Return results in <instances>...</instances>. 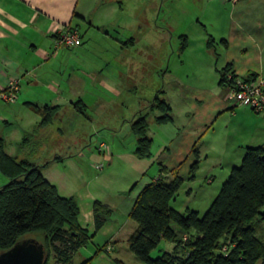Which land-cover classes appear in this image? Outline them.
Returning <instances> with one entry per match:
<instances>
[{
    "label": "crops",
    "instance_id": "1",
    "mask_svg": "<svg viewBox=\"0 0 264 264\" xmlns=\"http://www.w3.org/2000/svg\"><path fill=\"white\" fill-rule=\"evenodd\" d=\"M125 1L0 0V94L11 81L20 84L15 102H6L9 104L6 107L0 103V128L10 131V134L20 133L12 141L15 135L8 136L0 130L4 150L10 156L40 166L43 175L57 186L62 196L74 197L79 205L80 225L93 234L91 241L80 248L70 262L64 263L51 254L50 264H83L86 260H90L88 264H127L125 258L134 255L129 247V238L138 226L129 214L138 194L146 184L160 177L161 167L166 169L162 176L168 179L176 174L184 180V175H189L188 178L192 173L196 175L201 167L199 160L202 155L197 144L216 117L224 115V111L235 110V132L241 130L246 135L244 142L238 144L237 159L245 154L247 147L264 144V113L238 103L231 98L230 89L220 84L221 72L227 66L240 79H264V0H202L204 6L200 3L198 5L201 7L195 9L199 16L197 23L201 17L207 19L211 3L220 1L233 4L227 14L224 30H220L224 32L215 30L210 33L206 20L200 32L202 35L197 44L199 48L204 45L205 53L199 51L197 59L201 62L196 63L204 67L203 74L208 83L191 77L184 82L169 71L168 75L162 76L161 87L158 76L160 73L163 75L165 68L156 72L152 70L149 76L148 65L153 59H158L161 15L174 12L175 0L166 3L165 0H152L151 5L148 3L150 0H146V9L136 8L134 30H137V39L128 35L130 26L125 19ZM67 27L78 29L82 44L57 48L55 35ZM166 31L170 33L169 28ZM188 35H185L186 47L182 49L181 45L182 55L194 48ZM171 58L167 63L168 69L174 66ZM149 77L154 78L151 84L153 100L149 103V112L143 113L144 108H139L142 102L137 103L133 93L139 88L138 84L142 86L144 79ZM166 80L168 87H165ZM157 97L169 104L170 122L159 123L157 118L161 115L153 120L148 119L150 112L157 110L152 107ZM171 98L190 106L188 121L179 127L173 126L177 117ZM78 101L85 105L83 113L75 108L74 104ZM45 106L56 110L49 123L41 125L42 117L34 107ZM141 114L147 115V136L152 139L151 155L145 158L136 155L137 137L132 131L133 121ZM16 123H21V129ZM126 123L130 124L132 136L129 148L121 143L122 137L118 131L123 130ZM81 124L91 128L92 132L97 130L99 136L108 139L109 150L98 152L110 164L109 172L115 163L122 160L133 171L129 182V185L133 183L132 187L117 190L118 201L109 204L113 209L111 218L98 232H95L94 203L100 201L108 204L114 201L111 200L112 190L109 188L93 193L75 189L74 194L66 195L47 174L54 164H68L90 155L84 153L86 150L82 149L83 146L78 147L84 141L79 140L77 134L74 135V129L78 131ZM153 124L161 127L171 125L175 132L171 136H164L170 129L162 130L163 136L159 139L157 136L160 135L151 131ZM101 129L105 131L100 132ZM29 135V141L22 144ZM155 140L159 143V150L152 157ZM61 142H65V145ZM33 143L38 147L29 151L27 146ZM48 143L52 144L50 148L47 147ZM72 149L78 151L77 154H70ZM43 150L44 154H37ZM48 151L51 155L46 157ZM150 157L153 161H150ZM154 166L158 170L153 173L154 176H149ZM116 207L118 210H114ZM98 238H101V242L97 244ZM92 243L96 248L94 253L86 251L82 255V250ZM79 254L83 262L77 263L75 258Z\"/></svg>",
    "mask_w": 264,
    "mask_h": 264
},
{
    "label": "trees",
    "instance_id": "2",
    "mask_svg": "<svg viewBox=\"0 0 264 264\" xmlns=\"http://www.w3.org/2000/svg\"><path fill=\"white\" fill-rule=\"evenodd\" d=\"M186 45L185 37L182 49ZM230 73L237 77L227 66L221 72V85L227 86ZM74 105L84 112L82 101ZM152 107L161 112L159 123L172 120L171 108L165 100L157 97ZM34 109L42 117L41 125H47L56 110L49 106ZM147 128L146 114L132 123L137 137L136 155L140 158L151 155L152 139L147 136ZM29 139L30 135L22 144ZM165 171L161 167L160 177L143 187L129 214L138 225L129 238V247L143 264H264V240L258 236L257 225L264 215V144L247 147L241 165L232 168L203 216L196 210L180 212L171 206L184 179L178 174L172 179L163 177ZM0 172L10 179L0 186V251L32 236L46 247L45 264H50L51 254L68 263L91 241L93 234L79 223L77 200L62 196L57 186L43 175L40 166L7 154L3 139H0ZM112 212L109 205L95 201V232L105 225ZM162 240L175 244L173 252L165 251L152 258V251Z\"/></svg>",
    "mask_w": 264,
    "mask_h": 264
},
{
    "label": "rangeland",
    "instance_id": "3",
    "mask_svg": "<svg viewBox=\"0 0 264 264\" xmlns=\"http://www.w3.org/2000/svg\"><path fill=\"white\" fill-rule=\"evenodd\" d=\"M150 1L148 3L151 5L152 0ZM153 1L155 2L156 0ZM167 1L168 0H165V3ZM148 3L146 2V0L125 1V19L127 20V24H129L130 26V29L128 28V35L133 36L135 39L138 38L137 30H134L136 20L134 14L136 12V8L138 7L139 9H146L145 7L148 5ZM200 3H202L203 7L204 3L202 0H175V10L173 9L174 12L172 11L171 13H167V15H161L160 49L157 53L159 54L158 59H153L152 61H150L151 64L148 65V71L150 70L149 76H151L152 70L153 72H156L157 70L165 68L164 70L166 71L163 73V75L159 72L160 75L158 76V84L160 87L163 86L164 77L162 79V76H164L166 73L168 75L169 71L172 72L175 77L178 76L179 78H181V80H183L184 82H187V78L191 77L197 78L201 83H208V79L206 78L205 74H203L204 67L196 63L200 61H198L197 59V57L200 56L199 51L203 50L205 53L204 45L199 48V44H197L199 43V36L202 35L200 34V32H202L204 28L203 23L205 20L206 25H208V31L210 33L215 32V30L219 33L224 32L220 30H224L227 14H229L230 6L232 7L233 4L231 2H227L224 4L223 2L220 3V1L211 3V5L208 6L207 19L201 17V21L197 23L196 21L199 16L196 15L197 13L195 9H199L198 7H201V5H198ZM168 28L170 30V33L166 31V29ZM183 34H189L188 36L191 37L194 46V48H190L189 52L184 55H182L180 52L181 45L183 44V42H185L186 37ZM180 35H182V37H180ZM170 42L172 43V45L170 44ZM170 57H172L171 64L173 63L174 66L168 69L167 63ZM201 57L203 56L201 55ZM182 60L185 61L180 62ZM157 63H159V65H156ZM156 67H160V69L157 68L155 70ZM153 81L154 78H145L142 82V86H140L139 83V88L133 93V99H136L138 101L137 103L142 102V105H140L139 108H144L143 113H146V111L149 112L148 106L149 103L153 100V97L151 96V84L153 83ZM167 83L168 81L166 80L165 87H168ZM171 100L174 104L175 115L177 117L175 119V125L173 124V126L179 127L183 123L188 121L187 116L189 115L188 112L190 111V106H188L186 103H181L177 99L171 98ZM0 103L1 105H3V107L9 105L6 104V102H4L3 100H1ZM159 115H161V112L158 110H154V112H150L148 119L153 120L156 116ZM219 116L220 114L216 117L214 123L211 124V128L209 129V131L205 132L201 141L197 144V148L201 150L202 155L201 159L199 160V164H201V167L199 171H197L195 175L196 177H191L193 173L191 174L190 178H188L189 175H184L185 180L183 182V185L177 193L176 198L171 201V206L180 212H185L187 209L196 210L199 212L200 216H203L211 206L213 200L216 198L223 183L229 177L232 168L235 166H240L242 163L245 154L237 159V157L239 156L236 155V152L237 150H239L238 144L244 142V138L246 137V135L241 130L239 132H235V110L232 111L228 109L224 111V115L218 118ZM16 125L21 129V123H16ZM173 126L170 125L169 127H161V125L158 126V124H153V126L151 127V131L154 134L157 133V135H160L157 136L160 139L163 136L161 135L162 130L167 131V129H170L168 130V133L164 134V136H171L172 132H175ZM0 130H3V133L8 134V136L15 135V138H13L12 141L20 136V133L15 134V132H13L12 134H10L11 132L6 131V129L0 128ZM103 131H105V129H101L100 132ZM118 131L120 137H122L121 143H123L126 148H129L131 146L129 140L132 139L130 124L126 123V127L123 130L119 129ZM76 134L79 140L84 141L83 145L80 144L78 147L83 146L82 149L84 148L86 150L84 151V153L90 155H88V157L82 156V159L69 162L68 164H54L48 170V176L51 178V180H53V182H55V184H58V187L63 194H74L73 192H75V189L89 190L95 193L99 190H107L110 188V190H112L111 200L114 201H109L108 204L105 203V205H109L110 202H117V190H128L132 187L131 184L133 183H130L129 185L132 177L131 173H133L132 168H130L129 166L126 167L125 161L122 160V162L118 164L115 163L113 170H110L109 172V169L111 168L110 164L108 165L107 162L104 161V156H100L98 152L99 145L102 142L106 143L109 146L110 143L108 139L99 136V132H97V130H94L92 132L91 128L82 124L79 127L78 131L74 129V135ZM150 134L151 132H149V135ZM34 143L30 146H27L29 148V151H34L30 150V148L33 149L35 147H38ZM61 143L63 146L65 145V142ZM158 144L159 143L157 142V140H155V144H153L152 146V157H154V155L159 150ZM51 146L52 144L48 143L47 147L50 148ZM69 152H71L70 154H77L78 151L72 149ZM41 153L44 154L45 151H39L37 154ZM50 155L51 152L48 151L46 157H49ZM76 156L77 155H75L74 157ZM152 157H150V161H153ZM42 162H45V160H42ZM99 165H102L103 168H97ZM157 170L158 167L154 166L149 171L148 175L154 176L153 173H156ZM208 179H211L212 181H209ZM8 182H10L9 177L0 172V186L5 185ZM190 189L192 190V192L190 191ZM116 209L118 210L117 207L114 210ZM172 225L178 230V227L175 223H173ZM257 225L259 230L258 236L264 240V215L257 220ZM188 237L189 234L185 235L183 238L186 239ZM99 242H101V238L96 239V243L98 244ZM174 246V243L162 240L159 246L152 251L151 257L157 258L165 251L173 252ZM95 249V245L92 243L88 246V248L82 250L81 254L84 255L86 251L94 253ZM82 255L79 254L76 256L75 260H77V263H80L83 260V257L81 258ZM133 256L134 255H132V257L125 258L127 264H143L141 260H138L137 257Z\"/></svg>",
    "mask_w": 264,
    "mask_h": 264
},
{
    "label": "built area",
    "instance_id": "4",
    "mask_svg": "<svg viewBox=\"0 0 264 264\" xmlns=\"http://www.w3.org/2000/svg\"><path fill=\"white\" fill-rule=\"evenodd\" d=\"M81 44L82 39L77 28L67 27L55 35V45L57 48H72ZM227 81V87L230 89L232 99L240 104L248 105L258 113H264V79L244 80L238 77L235 78L234 74L230 73L227 75ZM19 90V82L13 80L10 82L8 88L0 94V99L7 103H13L17 100ZM99 150L107 152L109 146L102 142L99 145ZM102 165H99L97 168L102 169Z\"/></svg>",
    "mask_w": 264,
    "mask_h": 264
},
{
    "label": "water",
    "instance_id": "5",
    "mask_svg": "<svg viewBox=\"0 0 264 264\" xmlns=\"http://www.w3.org/2000/svg\"><path fill=\"white\" fill-rule=\"evenodd\" d=\"M48 254L44 243L28 236L7 250L0 251V264H45Z\"/></svg>",
    "mask_w": 264,
    "mask_h": 264
}]
</instances>
